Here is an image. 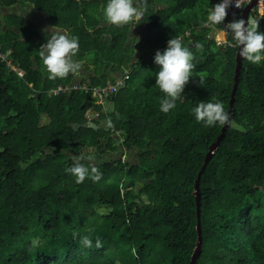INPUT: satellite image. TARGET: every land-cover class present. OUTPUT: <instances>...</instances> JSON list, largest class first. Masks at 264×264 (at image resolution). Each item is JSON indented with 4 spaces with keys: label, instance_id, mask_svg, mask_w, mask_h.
<instances>
[{
    "label": "trees",
    "instance_id": "16d2710c",
    "mask_svg": "<svg viewBox=\"0 0 264 264\" xmlns=\"http://www.w3.org/2000/svg\"><path fill=\"white\" fill-rule=\"evenodd\" d=\"M106 2L0 0V51L6 54L0 60V264H189L197 219L202 241L194 264H264V61L256 66L242 58L230 105L237 44L208 37L212 26L205 20L215 0H134L146 35L132 43L128 25L105 21ZM26 4L49 26L78 37L75 59L103 75L90 78L89 86L111 82L112 71H128L111 113L93 102L90 89L65 88L75 82L72 73L48 79L38 54L47 39L27 16L9 11ZM250 16L264 32V4ZM177 36L195 67L165 114L154 57ZM211 98L226 112L231 108V116L203 166L222 125L206 127L192 109ZM90 107L100 127L75 130L71 123L86 122ZM128 150L134 162L124 158ZM76 156L101 179L76 183L66 172ZM73 232L88 235L93 247L82 246ZM97 238L103 247H95Z\"/></svg>",
    "mask_w": 264,
    "mask_h": 264
},
{
    "label": "clouds",
    "instance_id": "9594fccd",
    "mask_svg": "<svg viewBox=\"0 0 264 264\" xmlns=\"http://www.w3.org/2000/svg\"><path fill=\"white\" fill-rule=\"evenodd\" d=\"M233 0H220L219 3L211 6L207 11L206 25L214 26L224 23L227 16V9L232 5ZM146 5V0H144ZM236 7H239L235 3ZM105 21L115 26L127 25L134 20H139L143 12L140 6H134V0H107L106 6L102 8ZM259 29V20L236 19L226 25L227 32H231L236 43L240 46V56L253 65H260L264 61V32ZM215 38V37H214ZM197 50H202L203 45L197 43ZM79 51L78 37H69L60 32L50 31L47 42L41 45L38 50L42 64L48 73V79L66 78L70 73H77L81 64L73 57ZM194 55L188 47L183 46L182 38L177 36L167 42L166 49L161 52L157 50L154 61L159 66L158 73L155 74V85L164 94L160 100V111L168 113L175 108L176 101L184 92L185 86L193 77ZM121 73V72H120ZM203 86V77H199ZM197 122H204L206 127L215 126L217 123L226 125L229 123V115L225 111L224 105L219 100L211 98L208 102H199L192 109ZM111 126V122H109ZM84 157H76L71 167L66 172L75 177L76 183H83L86 178H91L93 182L101 179L102 174L96 167L91 170L81 161ZM87 159H93L92 156ZM82 246L93 247L92 239L88 235L72 233L73 239H77ZM96 248L103 247L99 238L95 242Z\"/></svg>",
    "mask_w": 264,
    "mask_h": 264
},
{
    "label": "rangeland",
    "instance_id": "374dc122",
    "mask_svg": "<svg viewBox=\"0 0 264 264\" xmlns=\"http://www.w3.org/2000/svg\"><path fill=\"white\" fill-rule=\"evenodd\" d=\"M159 6H160V4H159ZM258 8L261 9L262 8L261 5H259ZM7 10L8 9H4L5 12H7ZM9 11H14L16 13L25 15L30 20H32L34 22V24H35V29L38 30L39 33L42 35V39L43 40L47 39V37L50 35V31L60 32L62 34L68 35V33L66 31L62 30V29H58V28L49 26L47 24L46 20H45L44 14H42L41 12H39L37 10H34L32 8V6L29 5V4H26L24 6H15V7H12L11 9H9ZM127 25L129 26V34H128V36L130 38L129 42L132 43L133 40L135 41V39H138L139 37H141L143 35H146L145 25H144L143 22H141L140 19L139 20H134L133 22H131V23L127 24ZM223 37H224V34H223L222 30H220V32L217 34V36H216L215 39L216 40H222ZM139 55H140V52L139 51H136L133 54V59L134 60H137V58L139 57ZM73 59L75 61L80 62V64H81V68L79 69V71L77 73L73 74V76H72V78H76V79H74L75 82H77V83L82 82L83 84L84 83L87 84V82H90V78H93V77L94 78H102L103 77V75L100 76L98 74H95L93 72L92 66L84 63L85 60H76L75 58H73ZM83 64H86V66L83 65ZM88 72H90V73H88ZM116 73H117V71H112L111 72V74H112L111 76L113 77V75H119L120 74L119 72H118V74H116ZM74 75H75V77H74ZM95 97H97V96H95ZM93 102L96 103L95 99L93 100ZM90 103H91V101H90ZM107 112L108 111H106L105 113H107ZM92 113H93V109H91V107L88 110H86L85 116L87 117V119H91V118L94 117V115L93 116H90V115H92ZM106 117H108V116L106 115ZM101 157L102 158H106L105 155H104V157H103V155ZM124 158H126L127 161L134 162L135 161L134 159H136V155H135V153H133V150H128L127 151V157H124ZM93 163L95 164L96 161L93 162Z\"/></svg>",
    "mask_w": 264,
    "mask_h": 264
},
{
    "label": "water",
    "instance_id": "95a60500",
    "mask_svg": "<svg viewBox=\"0 0 264 264\" xmlns=\"http://www.w3.org/2000/svg\"><path fill=\"white\" fill-rule=\"evenodd\" d=\"M260 3L261 4H264V0H251L249 3L245 4L244 7H243V9H242V12H241V19H244L245 21H247V19L250 16V13L251 12H254L255 7L258 4H260ZM214 32H215V27H211L208 37L209 38H214V35H215ZM235 61L236 62H235L234 75H233L234 82H233V86H232V90H231V95H230V100H229L230 105L232 104L233 99H234V93H235V90H236V87H237V84H238L239 74H240V68H241V65H242V57L240 56V46L238 44H237V49H236V53H235ZM88 103H90V102L88 101ZM107 106H108V112H111V111L114 110L115 102L113 100V96L110 97V100H109ZM227 113L229 115V120H230L231 108H228ZM227 125L228 124L222 125L220 134L211 143V145L209 147V150L207 151V153L205 155L203 166L211 158L212 153L217 148V146H218V144L220 142V139L224 135V132H225V129H226ZM71 126L75 130H77L80 126L93 127V128H99L100 127L99 123L94 122L92 119H88L86 122H83V123L72 122L71 123ZM199 174H200V171H199L198 176H197V178L195 180L194 190H193V193H194L195 198H196V212H197V216L198 217H199V211H200ZM132 184H133V181L130 180L128 182V185L130 186ZM196 228H197V240H196V245H195L194 250L192 252V255H191L189 264H194L197 256L200 254V250H201V241H202L201 233H200L201 232V227H200V223H199V220L198 219H197Z\"/></svg>",
    "mask_w": 264,
    "mask_h": 264
},
{
    "label": "built area",
    "instance_id": "2783aa9c",
    "mask_svg": "<svg viewBox=\"0 0 264 264\" xmlns=\"http://www.w3.org/2000/svg\"><path fill=\"white\" fill-rule=\"evenodd\" d=\"M251 0H233L232 5L227 9V16L223 24L220 26V30H222L224 37L222 40H216L217 43L219 44H227L230 46H235L237 43L233 37V34L231 32H227L226 30V25L233 20L236 19H241V12L245 4L249 3ZM220 0H215L214 4L219 3ZM260 2V1H259ZM235 3L239 5V7L235 6ZM212 5V6H213ZM261 5L263 7V4H258L257 6ZM249 19L253 20V17L250 16ZM230 37V38H229ZM6 59V54L2 53L0 51V60ZM6 64L9 65L12 69H16L14 65H12L10 60L6 61ZM21 73L20 71H18ZM128 77V71L124 70L121 72L117 77H115L111 82H108L107 84L101 86V85H96V86H89L86 83L82 82H74L72 84H66L65 88H84L86 91L88 89L91 90L90 94L93 99H95L96 103H99L103 105V107H107V104L110 100V97L113 96L117 90L119 89L120 86L124 85L126 78ZM62 88V85H59L57 88L53 89L54 92H57L59 89ZM96 89V90H95ZM97 96V97H95ZM93 109V107H91ZM97 112L94 111L90 116L96 115Z\"/></svg>",
    "mask_w": 264,
    "mask_h": 264
},
{
    "label": "crops",
    "instance_id": "0c3cea01",
    "mask_svg": "<svg viewBox=\"0 0 264 264\" xmlns=\"http://www.w3.org/2000/svg\"><path fill=\"white\" fill-rule=\"evenodd\" d=\"M212 27H214V26H212ZM220 32V27L219 28H215V32H214V37L216 38V36H217V34ZM76 56V55H75ZM75 56H74V58H75ZM84 65V64H83ZM89 65V64H88ZM118 72L120 73V71H117V73L116 74H118ZM88 73H90V72H88ZM112 75V74H111ZM72 76H73V73H72ZM118 75H113V77L111 76V78L112 79H114L115 77H117ZM74 77H75V75H74ZM111 78H109V80H111ZM74 80V79H76V78H71V80Z\"/></svg>",
    "mask_w": 264,
    "mask_h": 264
}]
</instances>
